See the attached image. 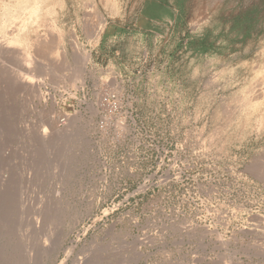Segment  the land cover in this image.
Here are the masks:
<instances>
[{
  "label": "rangeland",
  "instance_id": "obj_1",
  "mask_svg": "<svg viewBox=\"0 0 264 264\" xmlns=\"http://www.w3.org/2000/svg\"><path fill=\"white\" fill-rule=\"evenodd\" d=\"M38 1L0 0V264H264V0Z\"/></svg>",
  "mask_w": 264,
  "mask_h": 264
},
{
  "label": "bare ground",
  "instance_id": "obj_2",
  "mask_svg": "<svg viewBox=\"0 0 264 264\" xmlns=\"http://www.w3.org/2000/svg\"><path fill=\"white\" fill-rule=\"evenodd\" d=\"M38 2H39L38 0H35V2H34V5H35L34 8H35L36 10H37V8H38ZM43 20H44V19H43ZM45 22H46V21H45ZM25 25H26V24H25ZM45 40H46V39H45ZM36 42H37V41H36ZM41 42H42V41H41ZM45 43H46V42H45ZM48 49H49V48H48ZM51 49H52V48H51ZM52 51H53V49H52ZM80 72H81V71H80ZM80 72H79V73H80ZM77 77H78V76H77ZM80 78H81V77H79V79H80ZM79 79H77V80H79ZM80 81H81V80H80ZM235 105H236V104H235ZM233 107H235V106H233ZM231 108H232V107H231ZM228 110H229V109H228ZM236 110H237V109H236ZM229 111H230V110H229ZM226 112H227V111H226ZM230 112L233 113L232 111H230ZM220 116H221V115H220ZM227 116H228V115H227ZM228 119H229V118H228ZM217 121H218V120H217ZM218 133H219V132H218ZM218 133H217V134H218ZM214 135H215V134H214Z\"/></svg>",
  "mask_w": 264,
  "mask_h": 264
},
{
  "label": "built area",
  "instance_id": "obj_3",
  "mask_svg": "<svg viewBox=\"0 0 264 264\" xmlns=\"http://www.w3.org/2000/svg\"><path fill=\"white\" fill-rule=\"evenodd\" d=\"M114 97H116L115 94L109 96L110 99H111V98H114Z\"/></svg>",
  "mask_w": 264,
  "mask_h": 264
},
{
  "label": "crops",
  "instance_id": "obj_4",
  "mask_svg": "<svg viewBox=\"0 0 264 264\" xmlns=\"http://www.w3.org/2000/svg\"><path fill=\"white\" fill-rule=\"evenodd\" d=\"M174 14H176V13H174Z\"/></svg>",
  "mask_w": 264,
  "mask_h": 264
}]
</instances>
